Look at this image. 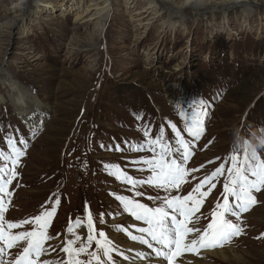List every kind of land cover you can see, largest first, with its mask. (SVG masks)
Wrapping results in <instances>:
<instances>
[{"label": "rangeland", "instance_id": "rangeland-1", "mask_svg": "<svg viewBox=\"0 0 264 264\" xmlns=\"http://www.w3.org/2000/svg\"><path fill=\"white\" fill-rule=\"evenodd\" d=\"M19 1L0 0V151L7 150L9 138L17 146L27 141L19 175L9 186L5 227L38 215L42 206L50 210L58 193L47 229L52 239L41 259H65L61 249L75 239L69 224L86 222L90 212L97 234L105 232L119 252L127 256L125 248L136 246L156 260L124 231L140 235L136 228L146 225L116 197L155 207L160 201L148 197L167 194L148 184L133 189L114 173L118 167L134 180H147L152 173L143 161L155 155L147 144L159 138L175 147V124L192 146L185 166L199 171L171 195H187L227 160L225 174L193 216L201 228L207 225L223 201L232 153L242 158L248 139L264 136V0H198L187 7V0H107L103 20L93 9L106 0H29L15 8ZM151 5L150 16L137 15ZM200 112L206 113L204 131L195 140L186 127ZM256 155L264 160V149ZM252 195L256 203L230 217L243 228L239 236L188 255L200 264H264V188ZM74 232L86 239L85 228ZM26 246L18 241L5 260ZM95 247L93 242L89 251ZM119 258L114 252L115 264Z\"/></svg>", "mask_w": 264, "mask_h": 264}, {"label": "snow or ice", "instance_id": "snow-or-ice-1", "mask_svg": "<svg viewBox=\"0 0 264 264\" xmlns=\"http://www.w3.org/2000/svg\"><path fill=\"white\" fill-rule=\"evenodd\" d=\"M204 115H206L204 112L195 114L186 127L188 135L195 140H199L203 134ZM172 129L176 135L175 147L161 143L159 138L150 140L147 144V147L155 152L152 159L143 161L152 173L147 180H134L120 172L118 167L114 173L133 189L148 184L163 189L167 194L163 197H148L149 200L160 201L155 207H149L126 195L116 197L125 212L135 221L146 225L136 228L140 235H133L127 229L124 231L132 241H138L151 249L154 255L161 259L162 264H177V257L185 252L213 248L239 236L243 228L239 223H234L230 217L239 218L241 213L247 212L256 203L252 195L253 190L258 192L264 188V160L255 152L250 155L248 148L243 149L242 158L238 152H233L230 157L231 167L227 168V179L223 184V201L216 203L210 221L201 228L199 217L193 220V216L201 208L210 190L216 187L214 181L225 174L227 160L205 176L187 195H171L173 190L178 192L181 189L190 173L199 171L185 166L192 156V146L176 130L175 124L172 125ZM162 134L163 129H161ZM144 135L147 136L148 132L146 131ZM18 143L21 146H17L15 138H9L7 150L0 151V162H3V166H0V264H115L114 252L123 256L124 260H128V256L119 252V248L105 232L100 231L97 234L90 212H87L86 222L78 218L74 224H69L67 231L75 239H68L66 245L62 247V252L67 254L65 259H41L48 254L45 242L52 239L47 234V229L60 204L58 193L53 194L55 199L51 202L50 210L42 206V211L38 215L18 223H7L5 227L4 214L13 195L9 191V186L19 175L17 167L27 148V141L20 140ZM158 144L160 147L157 151L155 146ZM117 150H120L119 146ZM206 185L208 190H203ZM142 195L143 193L139 191L135 192L137 197ZM24 224H33L35 227L32 231H21L16 234L11 232L12 229ZM81 227L87 230L84 240L74 232V228ZM21 240L25 241L27 246L14 260L6 261L7 249L15 247ZM78 241L79 247H75ZM93 242H95V250L89 251ZM82 255H87L89 259H81ZM137 256L141 259L145 258L143 253H137Z\"/></svg>", "mask_w": 264, "mask_h": 264}, {"label": "bare ground", "instance_id": "bare-ground-1", "mask_svg": "<svg viewBox=\"0 0 264 264\" xmlns=\"http://www.w3.org/2000/svg\"><path fill=\"white\" fill-rule=\"evenodd\" d=\"M28 2L29 0H20L18 3L15 4V8H22L25 6V2ZM240 1L243 0H229V3L231 4H236ZM198 3V0H187L184 2L183 6L187 7L191 4H195ZM92 7V5H91ZM96 7V5H95ZM151 8H155V5H151L147 10L141 11L139 13H137V15H140L143 19L145 17H148V15L151 13L149 10ZM110 9V2L106 0L105 5L103 8L97 6L96 8H94L93 10L95 11V14L103 19H106V14L108 12V10ZM150 16V15H149ZM81 18V16H80ZM139 18V17H138ZM93 20V19H92ZM142 19H139V21ZM138 21V20H137ZM126 252L128 253V260H124L119 258L118 261H116V264H162L161 259L160 258H156V260H153L151 258H149V252L146 249L143 248H139L136 246H127L126 248ZM137 253H143L145 258L141 259L140 257L137 256ZM190 252H185L183 253L182 256H180L179 261L177 260V264H200L198 259L189 256Z\"/></svg>", "mask_w": 264, "mask_h": 264}, {"label": "clouds", "instance_id": "clouds-1", "mask_svg": "<svg viewBox=\"0 0 264 264\" xmlns=\"http://www.w3.org/2000/svg\"><path fill=\"white\" fill-rule=\"evenodd\" d=\"M247 143L249 154L251 155L253 152L256 153L258 150L264 149V136L248 139Z\"/></svg>", "mask_w": 264, "mask_h": 264}]
</instances>
